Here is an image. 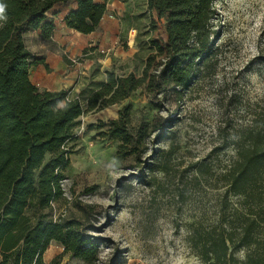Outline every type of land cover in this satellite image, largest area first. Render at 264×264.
Here are the masks:
<instances>
[{"label":"rangeland","instance_id":"obj_1","mask_svg":"<svg viewBox=\"0 0 264 264\" xmlns=\"http://www.w3.org/2000/svg\"><path fill=\"white\" fill-rule=\"evenodd\" d=\"M214 6L213 57L182 101L171 91L158 102L142 88L120 104L87 111L108 70L141 75L149 51L146 0H109L89 36L70 32L60 13L54 15L55 41L38 31L25 36L29 50L48 61L33 81L41 90H67L85 111L68 146L64 199L48 219L80 221L100 245L96 264H205L191 233L210 231L221 207L237 202L231 195L226 200L220 174L235 159L236 146L249 145V131L264 129V0H216ZM126 105L133 143L122 147L102 138L99 126L116 120ZM258 188L264 192V179ZM237 255L245 260L243 251ZM53 260L85 264L58 244L44 255L46 264Z\"/></svg>","mask_w":264,"mask_h":264},{"label":"trees","instance_id":"obj_2","mask_svg":"<svg viewBox=\"0 0 264 264\" xmlns=\"http://www.w3.org/2000/svg\"><path fill=\"white\" fill-rule=\"evenodd\" d=\"M146 2L149 51L141 75L119 76L108 70L87 111L120 104L142 88L158 102L171 91L182 101L206 74L216 39V0ZM0 3L6 6V20H0V264H46L44 255L52 244L85 264H96L100 245L80 221L48 219L53 204L64 199L62 181L72 154L68 146L77 138L85 111L67 90H41L32 81L34 69L48 66L32 57L25 35L38 31L50 40L58 13L65 14L69 30L92 34L106 16L109 0ZM131 110L126 105L116 120L100 124V136L118 140L122 147L131 145ZM144 133L140 130L138 139ZM248 135L249 145L238 144L235 159L220 174L226 200L231 195L237 202L230 205L228 200L221 207L210 231L190 235L193 250L205 264H264V192L258 188L264 179V129H251ZM195 173L199 175V169ZM241 251L243 262L237 255Z\"/></svg>","mask_w":264,"mask_h":264},{"label":"crops","instance_id":"obj_3","mask_svg":"<svg viewBox=\"0 0 264 264\" xmlns=\"http://www.w3.org/2000/svg\"><path fill=\"white\" fill-rule=\"evenodd\" d=\"M60 9H61V7H58V8H56L55 10H54V13L55 12H59L60 11ZM60 15H62L61 17L59 16V18H60V20H61V22L64 24V22H63V17H64V15L65 14H63V13H60ZM55 18V17H54ZM65 25V24H64ZM66 27V26H65ZM68 29V28H67ZM69 30V29H68ZM70 32H75V31H73V30H69ZM55 32H56V30H55ZM55 32H54V35H53V37L50 39V40H45V41H49V42H53V41H55ZM76 33H78V32H76ZM80 34V33H79ZM93 34V33H92ZM92 34H89V35H92ZM89 35H84V36H89ZM26 36V35H25ZM25 43H26V37H25ZM26 46H27V43H26ZM28 48V47H27ZM29 49V48H28ZM31 52V51H30ZM32 53V57L33 58H36V59H42V60H44V62H45V64H47V66H48V61H47V59H45V58H38V54H34L33 52H31ZM49 53V52H48ZM40 66H44V65H40ZM39 66V67H40ZM39 67H37L36 69H34L33 70V72H32V76H31V79H32V81H33V77H36L38 74L36 73V70L39 68ZM45 67V66H44ZM46 68V67H45ZM34 82V81H33ZM36 85H37V83L36 82H34ZM46 90V89H45ZM47 91H51V90H49V89H47ZM54 91H59V90H54Z\"/></svg>","mask_w":264,"mask_h":264},{"label":"clouds","instance_id":"obj_4","mask_svg":"<svg viewBox=\"0 0 264 264\" xmlns=\"http://www.w3.org/2000/svg\"><path fill=\"white\" fill-rule=\"evenodd\" d=\"M5 5L3 3H0V20H6L5 13Z\"/></svg>","mask_w":264,"mask_h":264}]
</instances>
